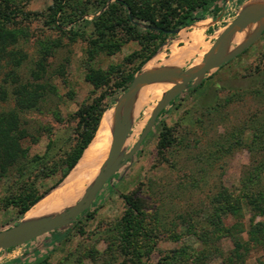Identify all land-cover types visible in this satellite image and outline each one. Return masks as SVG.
<instances>
[{
    "label": "rangeland",
    "instance_id": "obj_1",
    "mask_svg": "<svg viewBox=\"0 0 264 264\" xmlns=\"http://www.w3.org/2000/svg\"><path fill=\"white\" fill-rule=\"evenodd\" d=\"M103 1L0 0V29L15 34L0 53V115L16 108L17 85H43L45 95L38 107L20 116L27 133L22 147L28 160L48 157L42 164L12 168L0 178V231L23 222L35 205L19 215L13 204L17 196L32 189L42 192L58 180L60 174L46 178L42 169L61 163L71 148L78 109L106 93L110 111L104 115L111 117L132 83L125 91L112 90L116 79L132 68L127 59L140 49L138 42L131 41L112 55H90L89 21L107 8H101ZM133 1L152 6L158 0ZM216 1L222 7L216 20L210 18L212 3L197 9L193 18L199 21L168 36L134 77L169 68L187 70L250 0H241V7L238 0ZM254 29L250 25L244 40ZM242 42L231 39L228 52ZM15 59L21 64L15 66ZM91 74L102 75L104 86L95 87L87 78ZM171 85L157 81L140 86L123 154L134 147ZM163 111L84 217L65 229L0 251V264H233V241L249 240L251 220L264 223V214L251 209L264 206V32L245 52L209 72ZM163 133L170 144L160 150ZM126 197L139 205V212L130 217V236L122 222ZM248 245L241 264H264L261 247Z\"/></svg>",
    "mask_w": 264,
    "mask_h": 264
},
{
    "label": "trees",
    "instance_id": "obj_2",
    "mask_svg": "<svg viewBox=\"0 0 264 264\" xmlns=\"http://www.w3.org/2000/svg\"><path fill=\"white\" fill-rule=\"evenodd\" d=\"M108 1L104 0L101 5V8L105 6L107 8L89 21L93 26V39L89 43L90 55L94 56L98 52L115 54L121 50L123 45L131 41H136L140 45V49L127 59L129 64L133 65L132 68L116 79V82L112 85L113 92L118 90L125 91L132 82L134 75L152 60L161 44L168 36H171L169 32L189 26L192 21L196 20L193 18V12L197 9L205 10L212 3L210 15L212 20H216L222 11V7L217 4L216 0H158L152 6L144 3L137 4L133 0H115L107 5ZM242 4L243 2L238 0L239 7ZM196 21H199V19ZM140 24H143V26ZM9 39L14 40L15 34L4 28L0 29V53ZM14 62L15 66L21 64L20 59H15ZM39 68L44 70L42 64L39 65ZM87 78L97 88L104 86L103 83L105 81H103L104 77L102 75L91 74ZM13 95L15 96L16 108L0 115V178L12 168L20 165L21 168H25L29 162L35 166L39 163L42 164V161L48 158L46 154L43 157H34L32 160H28L27 151L22 147V140L26 138L27 133L21 125L20 117L25 110L38 107L45 95L44 86L39 84H20L14 88ZM106 96V93H101L90 103L78 109L75 118V136L71 148L65 154L61 163H51L52 166L42 169L46 178L57 173L60 174L58 180L53 186L42 192L32 189L25 194L17 196L13 204L17 208L19 215H24L49 190L66 180L71 174L70 172L82 160L97 135L104 114L110 111L108 110L110 106L107 103ZM163 113L164 111L161 114ZM168 141L166 134H161L159 149L168 148L170 144ZM125 200L128 209L123 216L122 222L125 234L130 236V217L133 212H139V205L132 201L130 197H126ZM251 209L253 212H257L259 216L264 214V206L261 204L251 206ZM86 214L83 213L80 217H84ZM248 237L249 240L246 242L238 239L233 241L234 248L230 258L233 264L244 262L249 253L250 246L248 244L250 243H254L264 251V223H254V220H251ZM12 249L14 248L8 250Z\"/></svg>",
    "mask_w": 264,
    "mask_h": 264
},
{
    "label": "water",
    "instance_id": "obj_3",
    "mask_svg": "<svg viewBox=\"0 0 264 264\" xmlns=\"http://www.w3.org/2000/svg\"><path fill=\"white\" fill-rule=\"evenodd\" d=\"M254 24L256 25L253 33L233 51L228 52V44L232 36L236 32ZM178 32L179 30L175 29L169 33L174 35ZM263 32L264 5L247 10L242 8L234 20L218 35L211 48L204 54L202 65L195 69L180 70L169 68L163 71L143 72L135 76L128 91L123 95L122 100L118 102L116 107L110 129L111 144L107 159L83 196L59 214L31 222L23 221L7 230L0 231V251L21 246L49 232L65 229L80 220L82 218L80 216L83 213H88L92 202L103 186L112 179L128 160L132 159L146 136L151 132L162 111L178 95L196 87L209 72L217 70L245 52L259 39ZM157 81H170L172 85L153 108L149 120L134 147L128 153L123 154V148L131 130L130 114L134 98L142 84Z\"/></svg>",
    "mask_w": 264,
    "mask_h": 264
},
{
    "label": "bare ground",
    "instance_id": "obj_4",
    "mask_svg": "<svg viewBox=\"0 0 264 264\" xmlns=\"http://www.w3.org/2000/svg\"><path fill=\"white\" fill-rule=\"evenodd\" d=\"M262 5H264V0H250L249 2L245 3L242 8L247 10L258 8ZM255 25L256 24H254V26ZM249 27L250 26H247V28L236 32L232 36V40L235 43L242 42L249 31ZM207 51L208 47L206 46L192 60L190 69H195L202 65V57ZM137 102L138 99L134 98L133 105L135 107ZM113 118L114 115L111 117L107 115L103 116L100 128L94 141L85 152L82 160L65 180L66 182H63L65 184L62 183V187L55 189L52 193L48 194L43 200H41L31 211L25 215L24 221L31 222L39 220L43 217L54 215L60 209L77 202L81 198L85 186L88 183L93 182L99 173L102 164L107 158L106 156L111 144L110 127L114 120Z\"/></svg>",
    "mask_w": 264,
    "mask_h": 264
}]
</instances>
